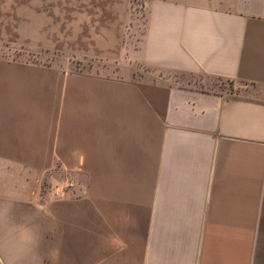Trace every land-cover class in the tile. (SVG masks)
Here are the masks:
<instances>
[{
    "label": "crops",
    "instance_id": "obj_1",
    "mask_svg": "<svg viewBox=\"0 0 264 264\" xmlns=\"http://www.w3.org/2000/svg\"><path fill=\"white\" fill-rule=\"evenodd\" d=\"M143 18L122 77L0 74V264H264V0Z\"/></svg>",
    "mask_w": 264,
    "mask_h": 264
},
{
    "label": "rangeland",
    "instance_id": "obj_2",
    "mask_svg": "<svg viewBox=\"0 0 264 264\" xmlns=\"http://www.w3.org/2000/svg\"><path fill=\"white\" fill-rule=\"evenodd\" d=\"M143 17L144 0H0V74L51 75L56 91L61 76L122 77L128 74L121 70L127 52L143 32ZM187 81L236 91L217 79ZM61 184L49 187L52 199H61L51 196Z\"/></svg>",
    "mask_w": 264,
    "mask_h": 264
},
{
    "label": "built area",
    "instance_id": "obj_3",
    "mask_svg": "<svg viewBox=\"0 0 264 264\" xmlns=\"http://www.w3.org/2000/svg\"><path fill=\"white\" fill-rule=\"evenodd\" d=\"M76 183L73 179L64 181L60 186L51 189V196L54 198H63L67 196L75 187Z\"/></svg>",
    "mask_w": 264,
    "mask_h": 264
}]
</instances>
